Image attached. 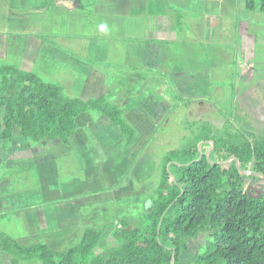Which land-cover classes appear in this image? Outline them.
<instances>
[{
  "label": "crops",
  "instance_id": "0c3cea01",
  "mask_svg": "<svg viewBox=\"0 0 264 264\" xmlns=\"http://www.w3.org/2000/svg\"><path fill=\"white\" fill-rule=\"evenodd\" d=\"M237 12L250 14L242 0H0V60L64 80L57 84L67 95H104L137 130L126 148L117 127L90 113L77 117L67 145H32L13 127L0 140V223L9 219L0 232L21 245L64 251L87 229L103 230L110 241L121 218L148 211L149 196L140 202L142 191L134 189L145 179L134 147L141 131L145 142L152 134L148 110L169 107L158 94L162 78L198 93L196 81L209 80L208 62L232 59L214 37L231 36ZM248 33L233 36L237 52ZM72 166L81 175L69 177Z\"/></svg>",
  "mask_w": 264,
  "mask_h": 264
},
{
  "label": "trees",
  "instance_id": "16d2710c",
  "mask_svg": "<svg viewBox=\"0 0 264 264\" xmlns=\"http://www.w3.org/2000/svg\"><path fill=\"white\" fill-rule=\"evenodd\" d=\"M242 1L249 13L264 14V0ZM11 79L15 91L8 94ZM82 113L104 116L117 127L123 147L137 136L124 111L104 95L70 96L34 71L0 64V140H9L16 127L32 145H67ZM221 133L209 124L197 138L168 150L150 209L121 218L110 241H103V230L87 229L77 245L53 251L0 232V252L16 264H181L180 254L202 233L205 242L193 264H264V130L239 141ZM248 178L254 189L246 186Z\"/></svg>",
  "mask_w": 264,
  "mask_h": 264
},
{
  "label": "rangeland",
  "instance_id": "374dc122",
  "mask_svg": "<svg viewBox=\"0 0 264 264\" xmlns=\"http://www.w3.org/2000/svg\"><path fill=\"white\" fill-rule=\"evenodd\" d=\"M232 26V33L230 32L231 36L229 34L228 39L214 37L216 41L224 43L232 59L229 63L226 58L221 57L213 64L209 61L207 64L209 70L204 73L209 80H205L202 84L201 80L196 81L198 93L195 91L189 93L187 89L191 87H188L187 83L179 90L171 78H162L164 85L158 94L168 101L169 107L165 111H160L161 107L158 111L154 108L148 110L147 115L154 118L150 119L154 121L151 126L152 134L145 142L146 139L143 141L145 133L141 131L142 138L134 147L138 149L137 151L141 149L135 161L142 166L140 168L145 178L134 185L135 191H142L138 197L140 200L142 195L140 202L149 196L151 206L150 194L158 182L164 154L170 149L182 147L191 137L197 138L206 132L209 124L214 129L221 130V135L230 141H239L248 137L250 132L260 133L264 130V14L253 12L245 18L241 16V12H237ZM239 32L244 36L249 32L251 40L243 38L241 42L243 45L237 52V43L240 40H234L233 36H239ZM1 63L15 65L13 60H0ZM44 80L53 82L45 78ZM54 81L65 84L61 79ZM14 91L15 84L11 82L8 94H13ZM72 164H74L73 161ZM67 169H69V177L76 173L81 175L82 172L79 169H73V166ZM11 178L14 179L15 175ZM245 184L248 188L256 187L249 178L245 179ZM140 208L145 209L142 204ZM133 213L137 216V211ZM2 221L5 226L0 223V228L4 229L9 219L3 217ZM204 242L205 235L202 233L190 240L187 249L180 254V263L193 264ZM0 264H16V260L0 252Z\"/></svg>",
  "mask_w": 264,
  "mask_h": 264
}]
</instances>
